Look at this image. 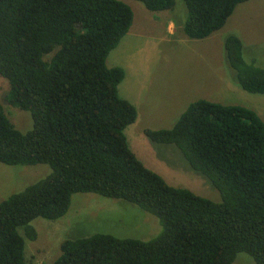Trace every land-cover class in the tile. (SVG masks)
<instances>
[{
    "label": "trees",
    "instance_id": "obj_1",
    "mask_svg": "<svg viewBox=\"0 0 264 264\" xmlns=\"http://www.w3.org/2000/svg\"><path fill=\"white\" fill-rule=\"evenodd\" d=\"M134 1L151 12L175 6ZM248 1L181 0V31L208 38ZM132 22L119 0H0L4 99L32 119L21 133L0 104V163L50 168L0 201V264H28L25 240L37 238L31 222L63 217L77 193L134 204L155 216L161 231L148 241L104 233L68 239L52 264H233L240 253L264 264L263 121L246 107L200 99L171 128L146 129L150 141L175 146L220 201L170 186L128 147L124 130L137 112L118 94L124 70L106 64ZM223 46L240 87L264 94V67L244 59L241 39L228 34Z\"/></svg>",
    "mask_w": 264,
    "mask_h": 264
},
{
    "label": "rangeland",
    "instance_id": "obj_2",
    "mask_svg": "<svg viewBox=\"0 0 264 264\" xmlns=\"http://www.w3.org/2000/svg\"><path fill=\"white\" fill-rule=\"evenodd\" d=\"M133 12L128 33L107 57V67H120L125 77L119 96L134 106L136 120L124 130L130 150L148 169L170 186L184 188L211 201H220L218 191L201 173L190 168L173 145L147 139L146 129L171 128L187 106L200 99L222 105H238L254 111L264 123V94H252L236 82L229 67L223 41L235 34L243 43V57L264 67V0L240 4L225 26L202 40L187 38L181 31L185 8L175 0L171 11L151 12L134 0H119ZM9 84L0 77V104L21 133L32 128L30 113L8 105ZM50 173L47 165L8 166L0 163V201L23 191ZM35 241L25 240L28 264H52L60 245L68 239L96 233L116 238L148 241L161 231L158 219L138 206L92 193L72 195L68 212L57 220L34 219ZM233 264H255L247 254Z\"/></svg>",
    "mask_w": 264,
    "mask_h": 264
}]
</instances>
